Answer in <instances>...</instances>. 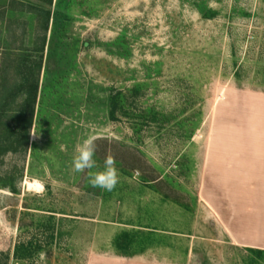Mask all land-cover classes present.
Wrapping results in <instances>:
<instances>
[{
  "label": "rangeland",
  "instance_id": "1",
  "mask_svg": "<svg viewBox=\"0 0 264 264\" xmlns=\"http://www.w3.org/2000/svg\"><path fill=\"white\" fill-rule=\"evenodd\" d=\"M41 47L24 144L17 65ZM231 89L264 95V0H0V264H264L202 204L205 143ZM88 137L97 166L76 173ZM108 157L111 192L90 183ZM23 243L28 260L13 255Z\"/></svg>",
  "mask_w": 264,
  "mask_h": 264
},
{
  "label": "crops",
  "instance_id": "2",
  "mask_svg": "<svg viewBox=\"0 0 264 264\" xmlns=\"http://www.w3.org/2000/svg\"><path fill=\"white\" fill-rule=\"evenodd\" d=\"M248 96L231 89L217 107L203 151L202 204L231 244L264 251V95ZM142 255L112 264H158Z\"/></svg>",
  "mask_w": 264,
  "mask_h": 264
},
{
  "label": "trees",
  "instance_id": "3",
  "mask_svg": "<svg viewBox=\"0 0 264 264\" xmlns=\"http://www.w3.org/2000/svg\"><path fill=\"white\" fill-rule=\"evenodd\" d=\"M49 17V13H46V19ZM31 52V51H30ZM34 54H38L39 57H33L31 62H29V57L24 55L19 59L17 70L20 72L24 69L26 71L24 78V83L20 85V90L26 93L25 103H28L30 105L29 109L26 111V114L28 117H25L26 114H24L23 118L20 120L17 124V126L13 127L14 133L20 134L21 142L26 144L28 143V134L29 129L32 126L33 123V117H34V109L35 104L37 102L38 92H39V79L38 74L40 73L42 69V62H43V47L40 49H34L32 50ZM126 237H129V235L126 234ZM128 239V238H127ZM131 245V238L127 241L124 238V241H120V236L115 238V247L119 250H124L127 248V246ZM35 248L32 246V243H23L21 245H17L14 250V257L18 260H28L32 257ZM247 251L251 254H259L261 253L260 250L247 248ZM123 252V256H132L130 254H127L126 251Z\"/></svg>",
  "mask_w": 264,
  "mask_h": 264
},
{
  "label": "clouds",
  "instance_id": "4",
  "mask_svg": "<svg viewBox=\"0 0 264 264\" xmlns=\"http://www.w3.org/2000/svg\"><path fill=\"white\" fill-rule=\"evenodd\" d=\"M39 133L33 132L34 136ZM77 155L73 159V170L76 173H83L85 170L93 169L97 166L95 159L96 147L95 138L88 137L77 146ZM92 187L106 191H113L119 183V173L116 167V160L108 157L104 162V170L93 174L90 178Z\"/></svg>",
  "mask_w": 264,
  "mask_h": 264
},
{
  "label": "bare ground",
  "instance_id": "5",
  "mask_svg": "<svg viewBox=\"0 0 264 264\" xmlns=\"http://www.w3.org/2000/svg\"><path fill=\"white\" fill-rule=\"evenodd\" d=\"M30 186H32V184H30ZM34 186H36V185L34 184Z\"/></svg>",
  "mask_w": 264,
  "mask_h": 264
}]
</instances>
